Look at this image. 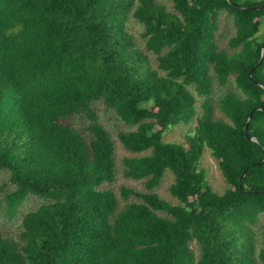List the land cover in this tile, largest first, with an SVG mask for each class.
Masks as SVG:
<instances>
[{
	"label": "trees",
	"instance_id": "obj_1",
	"mask_svg": "<svg viewBox=\"0 0 264 264\" xmlns=\"http://www.w3.org/2000/svg\"><path fill=\"white\" fill-rule=\"evenodd\" d=\"M171 1L0 0V205L12 219L29 196L44 200L17 238L0 230V264H264L253 229L264 217V0ZM223 13L231 51L217 44ZM216 83L231 89L215 103ZM99 102L136 127L118 133L131 153L122 173L145 191L106 188L116 146ZM193 120L187 147L164 140ZM206 149L222 194L199 169ZM168 171L177 204L155 191Z\"/></svg>",
	"mask_w": 264,
	"mask_h": 264
},
{
	"label": "rangeland",
	"instance_id": "obj_2",
	"mask_svg": "<svg viewBox=\"0 0 264 264\" xmlns=\"http://www.w3.org/2000/svg\"><path fill=\"white\" fill-rule=\"evenodd\" d=\"M160 3L166 5L168 10H173V3L171 0H157ZM219 29L216 34L217 44L221 49H226L231 51L228 47V41L231 37L235 35L236 29L233 23V19L227 16L226 13H223L219 19ZM127 29L133 36L134 41L136 42L137 46L145 55H147L148 59L153 68L157 66L156 57L147 52L145 49V39L143 38V27L140 25L136 20L130 18ZM264 31V27H262L261 32ZM232 84L230 85L231 88L235 89V82L232 78ZM230 87H222L217 83L213 86V94L212 98L214 102L224 95L227 91H229ZM230 88V89H229ZM201 100L199 99L197 103V110L201 112ZM96 114L98 115L100 122L109 130L112 135L113 140L115 141L116 146V162H117V177L116 180L111 183L107 184L106 188L112 189L116 193L119 192L120 188L130 187L138 191H145L143 181H137L133 179H128L124 177L122 173L123 168V158L128 157L131 155L128 151L123 148V145L119 141L118 133L120 131H129L133 130L136 127L128 126L123 121L117 119L116 115L106 109L102 102L96 103L95 105ZM81 122L77 121L76 126H79ZM196 126V120H193L190 124L185 125L181 124L169 129L164 137V140L167 142H174L183 144L184 146H188V135L193 134L194 129ZM199 169L203 170L206 174V179L209 186L213 189V191L222 194L226 188L228 187L223 175L221 174L217 161L212 156L209 149L203 154L201 162L199 164ZM174 175L172 172L168 171L165 173L164 178L162 180V184L158 187L155 191L164 199L171 202L172 204H177L178 200L175 199L170 193V186L174 182ZM9 182V174L4 171H0V187ZM119 194V193H118ZM2 200V196L0 195V201ZM135 200V199H132ZM123 204V202H121ZM42 204H44V200L37 196H29L19 207L18 213L14 218H10L8 214H6L4 210V204L0 205V230L7 236L17 238L22 225V219L25 214L28 212L34 211L38 209ZM255 231V244L257 248V252L259 250L264 249V237L262 236V232L264 230V217H261L258 223L253 227ZM193 249H195L196 253L199 254L198 247L194 243L192 244ZM258 264H263L258 261Z\"/></svg>",
	"mask_w": 264,
	"mask_h": 264
},
{
	"label": "water",
	"instance_id": "obj_3",
	"mask_svg": "<svg viewBox=\"0 0 264 264\" xmlns=\"http://www.w3.org/2000/svg\"><path fill=\"white\" fill-rule=\"evenodd\" d=\"M236 7H238V6H236ZM255 10L256 9H262V7H256V8H254ZM264 57V44H263V50H262V58ZM253 70L254 69H252V70H250L249 71V77L251 78L252 77V72H253ZM254 83L256 84V85H260V86H263L261 83H259V82H257V81H254ZM258 110H261V111H264V108H262V107H260V108H257ZM252 119V115H250V117H249V119H248V123L250 122V120ZM248 123H247V125H246V127H245V133H247V130H248ZM250 140H252V141H254V142H258V140H257V138L256 137H254V136H251L250 137Z\"/></svg>",
	"mask_w": 264,
	"mask_h": 264
}]
</instances>
